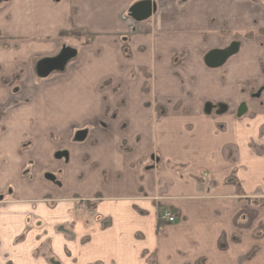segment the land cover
I'll return each mask as SVG.
<instances>
[{
  "label": "crops",
  "instance_id": "1",
  "mask_svg": "<svg viewBox=\"0 0 264 264\" xmlns=\"http://www.w3.org/2000/svg\"><path fill=\"white\" fill-rule=\"evenodd\" d=\"M0 107V264H264V0H0Z\"/></svg>",
  "mask_w": 264,
  "mask_h": 264
},
{
  "label": "water",
  "instance_id": "2",
  "mask_svg": "<svg viewBox=\"0 0 264 264\" xmlns=\"http://www.w3.org/2000/svg\"><path fill=\"white\" fill-rule=\"evenodd\" d=\"M153 6L150 1H145L134 5L129 10V17L135 22H143L149 19L152 15ZM239 44L232 43L224 50H213L204 57V64L206 67L215 69L221 67L230 57L235 55L238 51ZM245 108L241 106L238 115H242ZM60 156V154L58 155ZM66 158V155H64ZM51 179V177H49Z\"/></svg>",
  "mask_w": 264,
  "mask_h": 264
},
{
  "label": "rangeland",
  "instance_id": "3",
  "mask_svg": "<svg viewBox=\"0 0 264 264\" xmlns=\"http://www.w3.org/2000/svg\"><path fill=\"white\" fill-rule=\"evenodd\" d=\"M72 42V41H71ZM79 42V41H78ZM76 43V42H75ZM68 44V43H67ZM72 44H73V42H72ZM41 68V65H38V68H37V72L39 71V69ZM5 81H7V80H3L2 82V84H4L5 86H10V88L12 89V91H14V93L16 92V90H17V87H18V84H19V82H20V79H19V77L17 76V77H15V78H13L12 80H9V81H7V82H5ZM106 88V89H108L109 90V92L111 91V92H115V89H116V87L115 86H113V85H111V83H106V85L104 86H102V88ZM13 104H18V103H13ZM1 108V107H0ZM3 108H1L0 109V138L2 137V136H4L5 135V129H4V125H3V122H4V117L6 116V112H7V110H2ZM98 120V119H97ZM30 124H33V121H28ZM28 144H29V142H27L26 140H24L23 142H22V144H21V147L22 148H27L28 147ZM26 172H24V174H25ZM60 175V174H59ZM57 184H60V180H58V183ZM8 196H3V195H0V200H3V199H6ZM80 204L82 205V204H84V206L85 205H88V203L87 202H80L79 203V205L78 206H80Z\"/></svg>",
  "mask_w": 264,
  "mask_h": 264
},
{
  "label": "built area",
  "instance_id": "4",
  "mask_svg": "<svg viewBox=\"0 0 264 264\" xmlns=\"http://www.w3.org/2000/svg\"><path fill=\"white\" fill-rule=\"evenodd\" d=\"M88 213H89V215H93V213L90 211ZM161 220L166 221L167 223H174L176 220V217H175V215L165 211V212H163V214L161 216Z\"/></svg>",
  "mask_w": 264,
  "mask_h": 264
},
{
  "label": "trees",
  "instance_id": "5",
  "mask_svg": "<svg viewBox=\"0 0 264 264\" xmlns=\"http://www.w3.org/2000/svg\"><path fill=\"white\" fill-rule=\"evenodd\" d=\"M63 35H65V34H62V36ZM67 35V34H66ZM85 43L87 44V43H90V41L89 40H85ZM159 231H157V233H158Z\"/></svg>",
  "mask_w": 264,
  "mask_h": 264
}]
</instances>
